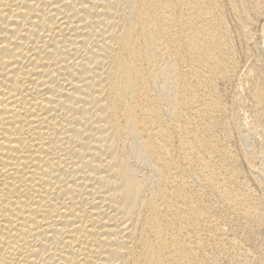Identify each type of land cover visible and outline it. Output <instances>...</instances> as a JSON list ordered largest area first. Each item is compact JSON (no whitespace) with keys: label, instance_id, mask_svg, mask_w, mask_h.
I'll use <instances>...</instances> for the list:
<instances>
[{"label":"bare ground","instance_id":"1","mask_svg":"<svg viewBox=\"0 0 264 264\" xmlns=\"http://www.w3.org/2000/svg\"><path fill=\"white\" fill-rule=\"evenodd\" d=\"M263 15L264 0H0V264H254L264 73L238 76L229 17L250 43Z\"/></svg>","mask_w":264,"mask_h":264},{"label":"rangeland","instance_id":"2","mask_svg":"<svg viewBox=\"0 0 264 264\" xmlns=\"http://www.w3.org/2000/svg\"><path fill=\"white\" fill-rule=\"evenodd\" d=\"M263 16H261V18L260 17L258 18V20H257L258 25L255 24V26L253 27V29H252L253 31H251L253 33H251L250 37H249L251 39L253 36V38L251 40L250 39L248 40V41H250V43L248 42L249 44L247 42L245 43V40H241L242 38L238 37L239 31H236V30H238V28L236 27L237 26L236 22L232 18L230 19V17H229V24H230L231 32H232V35L234 38V46H235V49L237 52L236 57H237V61L240 63V70L238 72V76H242L245 72H247L249 69H251L255 63H258V66H259L261 72L264 73V71H263L264 70V48L261 47L262 45H264V39H263V37H264V34H263L264 33V17ZM232 20H233V22H232ZM234 26H235V28H234ZM254 35H255V37H254ZM257 38H259V39H257ZM245 44L246 45L248 44L249 46L248 45L246 46ZM260 47H261V49H260ZM246 50H248V51L250 50V51L247 52ZM258 54H260V55H258ZM236 83H237V80L236 81L234 80V82L232 80V81H229L228 83L221 85L222 97H224L223 100L227 104L231 103L233 96L237 92L236 90L238 89V87H237ZM242 111L245 112L244 109H242L241 112ZM241 168H242L243 173H245L247 176L248 170H247V167L243 161L241 163ZM249 179H250V183H251L252 182L251 178L249 177ZM261 191L262 190H260V189L258 190L259 194L264 193V191L263 192H261ZM263 207H264V204H263ZM263 207H262V209L264 212ZM254 231H252V233H251L252 238L249 239L250 240V243H249L250 248L253 251L254 255L256 256L254 259V264H264V227H259V229L257 228V230H254ZM249 238H250V235H249Z\"/></svg>","mask_w":264,"mask_h":264}]
</instances>
